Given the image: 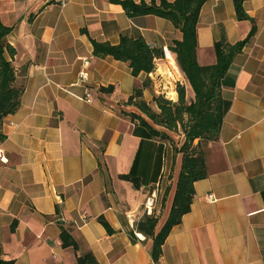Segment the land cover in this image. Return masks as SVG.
Wrapping results in <instances>:
<instances>
[{
    "label": "crops",
    "instance_id": "crops-1",
    "mask_svg": "<svg viewBox=\"0 0 264 264\" xmlns=\"http://www.w3.org/2000/svg\"><path fill=\"white\" fill-rule=\"evenodd\" d=\"M243 6L254 23L236 19L232 0H205L200 8L201 66L215 63L213 44L222 32L233 44L253 24L256 31L221 78L224 113L219 137L210 143L208 174L193 183L190 210L154 261L152 238L137 224L151 192L156 232L169 214L175 184L168 193L163 189L168 148L123 114L137 113L124 102L148 76H133L126 62L110 55H94L91 40L117 44L121 35L141 36L162 49L164 67L177 65L169 47L181 33L162 17H130L112 0H0V22L12 28L6 39L16 50L7 58L26 74L20 106L0 127L1 260L76 264L74 250L61 245V224L99 264H264V0ZM83 58L90 64L82 82ZM108 86L111 92L99 91ZM154 95L149 81L142 96L158 110ZM122 174L135 177L138 187Z\"/></svg>",
    "mask_w": 264,
    "mask_h": 264
},
{
    "label": "trees",
    "instance_id": "trees-1",
    "mask_svg": "<svg viewBox=\"0 0 264 264\" xmlns=\"http://www.w3.org/2000/svg\"><path fill=\"white\" fill-rule=\"evenodd\" d=\"M120 4L130 16L155 15L167 19L179 30L181 37L175 39L169 47L174 53L176 63L183 76L188 80L194 90V98L190 103L186 102L184 90L178 89L177 100L166 99L161 95H154L153 102L158 110L143 99L142 90L149 85V79L142 83L141 87H135L132 94L124 102L133 106L136 112H123L131 121L145 126L151 136L163 141L169 138L167 131H176L181 125L186 131V139L180 147L182 153L181 164L172 198L169 214L156 232L158 214L153 209L151 214H144L137 224V231L145 237L152 238L149 249L154 261H157L162 253V244L171 228L178 224L182 215L190 210V204L194 193L193 183L207 176V154L202 149V144L216 141L219 137L220 126L223 119L224 105L220 93V82L228 70L234 56L238 54L249 39L254 35L256 27L253 24L245 38L230 43L222 32L218 40L213 44L215 63L209 66H201L196 60V24L200 8L205 0H174L168 2L160 0L147 4L143 1L135 3L133 0H112ZM236 19L238 21L254 20L246 13L243 3L245 0H232ZM12 28L0 22V127L3 119L14 113L20 106V98L25 88V69H17L11 60L16 50L11 46L6 37ZM93 54L96 56L110 55L116 60L126 62L131 68L133 76L140 72L152 71L155 61L164 56L162 49L149 46L143 37H131L121 35L117 44L97 42L91 40ZM112 86L99 88L100 92H111ZM158 126L164 130L158 129ZM0 130V138H4ZM198 141L193 144L194 140ZM201 148V149H199ZM197 149H199L197 151ZM120 178L129 180L135 187L138 182L135 177L127 174ZM59 207L56 206V214ZM108 232L111 228L108 223L100 218ZM15 221L11 227L14 228ZM59 238L62 247H70L75 252L76 264H99L90 250H82L79 243L72 235L71 230L60 224ZM13 261L0 259V264H12Z\"/></svg>",
    "mask_w": 264,
    "mask_h": 264
},
{
    "label": "built area",
    "instance_id": "built-area-1",
    "mask_svg": "<svg viewBox=\"0 0 264 264\" xmlns=\"http://www.w3.org/2000/svg\"><path fill=\"white\" fill-rule=\"evenodd\" d=\"M161 58L155 61L154 68L152 71L147 73L148 79L150 80L152 87L155 90V95H161L166 99H170L176 101L174 99L175 88L177 85H183L182 80L180 78L181 71L178 65L174 63H170V65L166 64V66L161 67L159 64ZM90 64L89 58L82 59V66L79 71L78 78L80 81H86L88 77L87 67ZM171 85L172 87L170 88ZM84 99L90 100L89 92H86L83 96ZM207 199L209 201H214V197L212 194H208ZM157 196L155 192H151L145 199L143 208L145 214H151L155 204H156Z\"/></svg>",
    "mask_w": 264,
    "mask_h": 264
},
{
    "label": "rangeland",
    "instance_id": "rangeland-1",
    "mask_svg": "<svg viewBox=\"0 0 264 264\" xmlns=\"http://www.w3.org/2000/svg\"><path fill=\"white\" fill-rule=\"evenodd\" d=\"M182 74V72H181ZM183 76V75H182ZM179 87H182L184 90V95L186 98V102L190 103V101L193 100L194 98V90L190 83L187 82L183 83V85H177L175 88V93L174 96L177 98L178 96V89ZM158 129L164 130L162 127L158 126ZM169 134V138L163 140V142L167 145L168 148V156L165 161L163 159V164L165 166V184L163 186V189H166V193H168L169 188H171L177 179V175L179 173L180 169V164H181V157L182 153L179 151L180 147L182 146L183 142L186 139V131H184L183 127L181 125L177 126L176 131H167ZM198 141V139H195L193 144H195ZM210 143L207 144H202V149L206 151V154L208 156L210 152ZM199 148V149H201ZM197 149V151L199 150Z\"/></svg>",
    "mask_w": 264,
    "mask_h": 264
}]
</instances>
